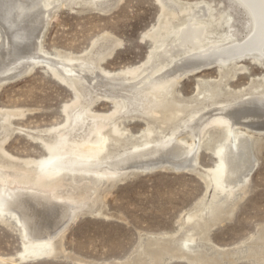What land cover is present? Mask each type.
Wrapping results in <instances>:
<instances>
[{
  "label": "rangeland",
  "instance_id": "obj_1",
  "mask_svg": "<svg viewBox=\"0 0 264 264\" xmlns=\"http://www.w3.org/2000/svg\"><path fill=\"white\" fill-rule=\"evenodd\" d=\"M163 1L164 3L159 0H71V2L69 0L66 1L67 4L52 9L42 29L40 43L48 53L58 54L63 58L67 56L76 58L74 63L77 62L78 68L80 67L81 71L85 69L88 83L85 82L83 87L77 82L76 86L78 91L84 94L85 99H95L89 106V112H86L87 117L102 118L107 114L110 116L113 111V104L96 98L105 94L102 83L99 81L98 85L96 80L92 79L96 75V67L110 74L129 78L135 76L134 81L153 77L155 69L162 65H166L162 71L170 69L172 64L187 57L184 54L177 55L186 45L179 42L175 32L171 31L193 27L194 12L198 11L197 15L204 14L209 19L206 26L210 25V30L207 34L217 38L225 34L223 32L225 28L221 27L225 19L231 21L229 23L234 26L235 38L240 41L247 37L249 25H252L251 15L240 0ZM165 3L172 5L167 7ZM170 9L177 10L176 14L171 15ZM163 41L164 45L159 47ZM262 51L264 52V49ZM245 54L240 57L243 60L235 58L237 59L235 66L234 63L228 62L224 66L221 65L220 69L217 61L218 63L186 74L175 85L174 96L182 100V104L191 102L192 105L189 107H193L194 97L205 99L202 97L205 93L197 95L199 89L207 87L209 83L214 84L215 79L216 81L222 79L219 84L223 92L264 90L263 56L255 51ZM83 62L86 64H82ZM93 64L96 65L94 69ZM204 77L207 82L200 84L198 89L197 82ZM94 84L100 89L94 88L91 90L92 93L86 95L84 93L86 85L92 87ZM81 101H84L83 98L77 100L72 88L58 80L50 68L42 66L30 68L20 73V76L18 74L6 80L0 86V154H2L0 159L4 161L3 163L11 162L15 164L13 168H18L27 160L44 156L46 151L42 140L58 142V134L73 124V113ZM186 112L185 110L179 113L176 119L167 121L168 124L163 123V127L161 123L158 125L169 135L182 128L193 115V112L185 115ZM124 114L131 115V112L120 115ZM138 115L140 114H136L135 118L129 117L124 122V126L130 129L134 136H140L146 128V121L137 118ZM180 116L184 118L177 122ZM86 123L89 124V119ZM171 126L173 131L169 130ZM158 129L156 127L154 130L155 136L160 133ZM257 133L253 130L251 136L252 152L257 162L255 161V166L243 185L244 190L236 192L228 206L225 205L228 212L224 213L218 222L209 226L206 231L207 239L203 241L197 238L194 244L191 241L186 243L191 255L193 251L198 252L204 247L200 252L203 251L207 256L222 257V264H261L253 256L249 257L247 251L249 246L247 242L251 237L249 234L255 236L264 226V132ZM5 135L6 139L1 138ZM185 139L187 142L191 140L188 136H185ZM115 147L118 146L111 144L108 148ZM214 157L210 151L202 147L199 163L194 169L187 166L188 168L177 170L164 164L162 168L155 170L128 171L112 180L107 178L99 180L94 193L87 197V200L86 198L83 200L87 206L85 205L77 214V218L69 222L63 234L60 233L56 239H52L51 245L57 246V253L43 254L44 256L39 258H31L27 251H24L23 241H26L24 229L31 231L34 228L37 231L36 235L49 234L51 228L55 226L53 224L57 221L60 223L66 212L59 209L56 216L44 217L40 206L27 200V195L30 196L34 190L7 188L2 194L9 201L15 196L13 207L23 220L20 223L13 218H7L10 219L9 222L0 220V259H3L0 264H123L127 261H131L129 263L132 264V261L135 263L137 260L141 264L139 261L143 260L142 257L144 258L142 264L154 262L158 264L152 259L153 252L160 249L161 254L160 251L154 252L160 254L161 259L157 261L159 264H192L185 259L182 261L171 256V253L179 249L177 245L186 234L188 226L184 223L186 215L189 212L193 213V208L201 201H207L212 194V186L207 189L197 172L213 166ZM31 165L38 169L43 168L39 163ZM80 182L86 180L81 179ZM40 194L46 195L42 192ZM157 238L164 240L166 244L163 245V242L161 244L162 240L157 242ZM148 240H155L153 247L156 242L157 246L153 248L146 245ZM144 245L152 254L144 255L139 251L142 255L139 257L138 250ZM216 246H220V249ZM164 248L166 251L162 250ZM222 248L228 251L227 254L221 253ZM137 262L135 264H138Z\"/></svg>",
  "mask_w": 264,
  "mask_h": 264
},
{
  "label": "bare ground",
  "instance_id": "obj_2",
  "mask_svg": "<svg viewBox=\"0 0 264 264\" xmlns=\"http://www.w3.org/2000/svg\"><path fill=\"white\" fill-rule=\"evenodd\" d=\"M66 1L0 0V86L6 80L12 79L18 74L20 76V73L26 72L27 69L42 66L50 68L58 80L72 88L77 100L80 97L84 100L79 103L78 108L73 113V124L58 134V142L42 140L41 143L46 151L44 156L39 159L27 160L18 168H13L15 164L9 161V163H3L4 161L0 159V220H8L9 222L10 219L7 218H13L19 223L23 220L13 207L16 200L15 196L9 201L2 194L3 190L7 188L34 190L35 192H32L30 196L26 194L27 200L38 204L44 217L56 216L59 209L64 210L66 214L60 223L57 221L53 224L55 226L51 228L49 234L36 235L37 231L34 228H31V231L24 229V233H26V241H23L24 251H27V255L31 258H39L43 254L54 255L57 253V246L51 245L52 239L60 233L63 234L69 222L83 210L86 205L83 200L85 198L87 200V197L94 193L99 180L104 178L112 180L128 171L155 170L159 167L162 168L164 164H168L172 169L176 168L177 170L187 166L194 169L199 163L200 149L204 147L206 151H210L215 156L214 165L202 172H196L204 180L207 189L212 186V194L207 201L198 203L193 208V213L189 212L184 218L185 225L187 224L189 227L187 226L185 230L184 239L179 241L177 245L179 249L176 247L177 251H173L171 256L182 259V261L185 259L192 264H222V257L207 256L203 251L200 252L204 247L198 248L200 249L198 252L193 251V255H191L189 253L190 248L186 243L191 241L194 244L197 238L203 241L207 239L206 231L209 226L216 221L218 222L222 215L228 212L225 210V205L235 197L238 190L244 188L243 185L256 161L251 145L252 131L264 132V90L223 92L219 84L222 79L216 81L214 77H212L215 79H213L214 84L209 83L205 88L202 85L203 89H199L200 84L207 82L204 77L197 82L199 89L197 95L205 93L202 97L206 100L194 97L193 107H189L192 105L191 102L186 105L182 104L183 101L174 96L175 85L186 74L194 73L217 61L221 69V65L224 66L228 62L234 63L235 66L237 60L235 58L242 59L240 57L245 53L259 52L264 58L262 51L264 49V0H240L249 11L252 21V25H249L248 35L242 41L235 38L234 26L229 23L230 20L227 21L228 19L221 23V27L225 28L223 30L225 34L222 37L210 36L207 34L210 25L206 26L209 19L204 14L197 15L198 11L194 12L193 27L188 26L184 29L178 28V31H171L175 32L179 42L186 45L185 48L179 50V53L177 52V55L184 54L187 57L180 58L181 61L174 62L175 64H172V67L166 71H162L166 65L156 68L154 76L149 79H136L134 81L135 76L129 78L110 74L105 70H99L93 64V69L96 67V75L92 79L96 80L98 85L100 81L105 88V94L96 98L113 104V111L110 116L107 114L102 118L86 116L89 106L95 99L87 100L83 97L84 94L78 91L76 83L78 82L85 87V82L88 83L89 80L84 72L85 69L81 71L82 69L78 68L77 62L74 63L76 58L69 56L63 58L58 54L48 53L40 43L42 29L52 9L67 4ZM159 1L164 3L163 0ZM170 10L171 15H175L177 12L174 9ZM162 45H164V41L158 46ZM159 57L161 58L162 55ZM82 64H86V62ZM241 69L243 70L244 67ZM87 85L84 89L86 95L94 88L100 89L95 84L94 86L91 85L92 87ZM185 110L187 111L185 115L192 112L193 115L184 123L182 128L174 132V129L171 130V128L184 118L178 117L177 122L169 128L173 132L167 135L168 132L161 129L163 123L173 121L180 115L179 113H183ZM124 112H131L133 117L130 114L120 115ZM133 112L140 114L137 118H143L146 121V128L140 136H134L130 133V129L128 130L124 126V122L129 117L135 118L136 114ZM88 119L89 124L86 123ZM3 120L6 121V119ZM156 122L158 123L156 124ZM159 123L162 124L161 127L158 125ZM156 127L159 128L160 132L158 136L153 134ZM6 135L1 138L6 139ZM185 136L190 137V142H187ZM111 144L118 147L115 149L108 148ZM32 163H39L43 168L38 169L31 165ZM3 164L4 167H2ZM10 169L13 171H9ZM81 179L86 180V182H80ZM40 192L46 193V195H42ZM249 236L251 237L247 242L249 243L248 256H253L256 261L264 264V226L258 230L255 236L250 234ZM161 240L157 238L156 241ZM154 241L148 240L145 243L153 247ZM157 242L155 246H157ZM162 242L165 241L162 240L160 243L162 244ZM159 244L158 246L161 245ZM146 245L138 252L149 255L152 251L146 249ZM158 248L156 247V249ZM167 248L169 247L167 246ZM162 250L166 251L165 248ZM140 252L137 253L139 257ZM154 252V259L152 260L159 264L160 262L157 261L161 259H159L161 251L160 254ZM227 252L221 251L224 255ZM254 258L253 261H255ZM142 259L144 260L143 257ZM1 260L3 259H0V263ZM143 260L139 262L142 264ZM129 262L131 261L123 264H130ZM133 262L132 264L136 263Z\"/></svg>",
  "mask_w": 264,
  "mask_h": 264
}]
</instances>
